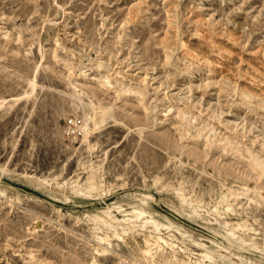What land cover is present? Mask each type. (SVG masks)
Instances as JSON below:
<instances>
[{
	"label": "rangeland",
	"instance_id": "rangeland-1",
	"mask_svg": "<svg viewBox=\"0 0 264 264\" xmlns=\"http://www.w3.org/2000/svg\"><path fill=\"white\" fill-rule=\"evenodd\" d=\"M72 85L87 91L79 107ZM0 98L13 99L0 109V264L140 261V237L100 243L87 217L129 192L251 256L222 230L241 218L264 249V0H0ZM98 104L113 116L82 144ZM91 171L96 189L77 190ZM229 189L230 211L211 212ZM166 256L188 262L169 249L147 261Z\"/></svg>",
	"mask_w": 264,
	"mask_h": 264
},
{
	"label": "bare ground",
	"instance_id": "bare-ground-1",
	"mask_svg": "<svg viewBox=\"0 0 264 264\" xmlns=\"http://www.w3.org/2000/svg\"><path fill=\"white\" fill-rule=\"evenodd\" d=\"M65 49L70 50V48ZM72 54L76 55V53L73 52ZM102 67V64L98 63V68L101 69ZM101 78L100 83H102V85L108 88L117 86L118 80L115 77L104 74ZM34 88L35 81L33 80L29 82L28 90L22 92V94L14 100L17 101L21 98L26 99L30 97L34 92ZM73 89L74 98L72 99V104L74 107H79V105L83 104L82 95L86 94L87 91L77 87H73ZM116 89L117 91H130L129 88H119L118 86ZM12 100L0 98V109H3L4 107L9 108L11 106L10 101ZM112 113L113 112L110 110L109 106L106 107L98 104L96 105V109H94L92 115H82V118H84L85 121L84 126L82 127L81 143L85 144L84 142L88 140V136L92 130L96 128L95 126H97L98 123L104 122L107 118H111L113 116ZM87 122H92V127H89ZM255 162L257 165H262V162ZM96 186L97 182L94 178V173L91 171L87 174L85 181H83L81 184H78L77 188L79 189L77 190L88 193L96 189ZM49 196L59 199L58 196H55L51 193ZM179 197H182V195L179 194ZM237 197L238 192L229 189L227 194H222L212 200V206L209 210L214 213H216L218 209L228 212L230 211ZM181 199L182 202H185L184 198ZM152 200L153 198L150 195L140 192H129L118 201L111 202L106 209L99 210L97 214L88 215V220L90 221L92 225L91 227L94 230L97 232L107 230V233L97 236V240H99L100 243H108L111 236H114L113 232L116 233L118 229H120L122 234L126 236L130 235V233H135V235L141 239L139 246L143 255L140 261L132 260L129 264H150L147 261V257L160 251H166V249L170 250V254L172 257H174V259H177L176 256L178 255L183 259L186 258L188 260V262L183 260L179 263L175 262L174 264H206V262L209 264H214L216 262H220L222 264H264V249L252 242L249 238H246L251 233V230L243 219L238 218L232 222L224 221L222 223V230L226 235L240 239L244 243H247L250 248L249 250L251 256H245L243 254L244 251H241L244 250V248L240 247V250L237 252H232V248L230 246H226L222 244L221 241H219L222 233L211 229L201 228L206 233H208L209 236L199 235V238H192L188 234L190 231L189 228L176 222L162 212L153 211V208L150 205ZM121 202L126 203V208L122 207L120 204ZM162 206L172 214H177L176 210L171 205L164 203ZM198 206H192V212L196 213V210L201 208L200 207L197 209ZM113 211L119 213L121 215L120 218H118L115 213H113ZM123 222H130V228L124 227L122 224ZM134 227H139L140 230L136 231L133 229ZM164 235H166V237ZM184 242H189L190 246H187ZM104 252L105 250L103 249L102 253ZM167 258L168 257L166 256L165 260L160 264H169L170 261Z\"/></svg>",
	"mask_w": 264,
	"mask_h": 264
}]
</instances>
